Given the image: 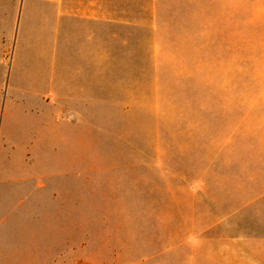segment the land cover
<instances>
[{
	"label": "rangeland",
	"instance_id": "rangeland-1",
	"mask_svg": "<svg viewBox=\"0 0 264 264\" xmlns=\"http://www.w3.org/2000/svg\"><path fill=\"white\" fill-rule=\"evenodd\" d=\"M139 15L110 36L108 101L0 161L9 209L28 190L77 209L35 232L1 212L0 264H182L191 241L254 215L241 206L264 187V0H142Z\"/></svg>",
	"mask_w": 264,
	"mask_h": 264
},
{
	"label": "crops",
	"instance_id": "crops-1",
	"mask_svg": "<svg viewBox=\"0 0 264 264\" xmlns=\"http://www.w3.org/2000/svg\"><path fill=\"white\" fill-rule=\"evenodd\" d=\"M141 6L142 0H0V161L13 150H36V136L53 125L69 136L78 105L103 103L104 89L108 101L110 36L140 28ZM14 195L0 192L4 229L44 231L60 221L71 225L77 215L67 194L28 190L19 210L9 209ZM241 207H253L254 215L230 224L224 238L191 241L182 264H264V187Z\"/></svg>",
	"mask_w": 264,
	"mask_h": 264
}]
</instances>
